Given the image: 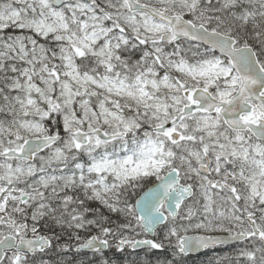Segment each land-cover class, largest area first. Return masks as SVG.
I'll return each instance as SVG.
<instances>
[{
	"label": "snow or ice",
	"instance_id": "6c2138e0",
	"mask_svg": "<svg viewBox=\"0 0 264 264\" xmlns=\"http://www.w3.org/2000/svg\"><path fill=\"white\" fill-rule=\"evenodd\" d=\"M205 251L264 264V0H0V264Z\"/></svg>",
	"mask_w": 264,
	"mask_h": 264
},
{
	"label": "rangeland",
	"instance_id": "374dc122",
	"mask_svg": "<svg viewBox=\"0 0 264 264\" xmlns=\"http://www.w3.org/2000/svg\"><path fill=\"white\" fill-rule=\"evenodd\" d=\"M191 234V233H189ZM213 253H208L203 256H199L197 258H192L189 264H206V262L213 256Z\"/></svg>",
	"mask_w": 264,
	"mask_h": 264
},
{
	"label": "flooded vegetation",
	"instance_id": "af4514ba",
	"mask_svg": "<svg viewBox=\"0 0 264 264\" xmlns=\"http://www.w3.org/2000/svg\"><path fill=\"white\" fill-rule=\"evenodd\" d=\"M208 253H209V252L205 251L203 254H200V255H194L193 258H197V257H199V256H203V255L208 254Z\"/></svg>",
	"mask_w": 264,
	"mask_h": 264
},
{
	"label": "trees",
	"instance_id": "16d2710c",
	"mask_svg": "<svg viewBox=\"0 0 264 264\" xmlns=\"http://www.w3.org/2000/svg\"><path fill=\"white\" fill-rule=\"evenodd\" d=\"M193 258V257H192Z\"/></svg>",
	"mask_w": 264,
	"mask_h": 264
}]
</instances>
